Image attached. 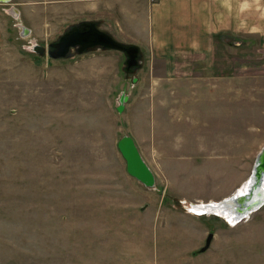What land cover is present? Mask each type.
<instances>
[{
	"label": "rangeland",
	"instance_id": "obj_1",
	"mask_svg": "<svg viewBox=\"0 0 264 264\" xmlns=\"http://www.w3.org/2000/svg\"><path fill=\"white\" fill-rule=\"evenodd\" d=\"M108 3L0 2V264H264V203L238 223L190 209L251 178L264 146L263 36L235 35L243 43L226 57L238 74L204 89L173 73L187 61L144 52L128 73L118 50L63 59L33 48L73 22L104 26ZM124 134L154 187L127 172Z\"/></svg>",
	"mask_w": 264,
	"mask_h": 264
},
{
	"label": "crops",
	"instance_id": "obj_2",
	"mask_svg": "<svg viewBox=\"0 0 264 264\" xmlns=\"http://www.w3.org/2000/svg\"><path fill=\"white\" fill-rule=\"evenodd\" d=\"M108 1L103 13L109 22L103 28L121 41L139 45L152 60L187 61L186 71L175 64L173 73L199 77L203 89L223 87L225 78L238 74L237 62L226 57L235 54L232 45L243 43L233 40L235 35L258 33L264 38V0ZM13 12L19 11L13 7ZM208 76L216 83H209Z\"/></svg>",
	"mask_w": 264,
	"mask_h": 264
},
{
	"label": "water",
	"instance_id": "obj_3",
	"mask_svg": "<svg viewBox=\"0 0 264 264\" xmlns=\"http://www.w3.org/2000/svg\"><path fill=\"white\" fill-rule=\"evenodd\" d=\"M0 2L7 1L0 0ZM109 49L119 50L125 54L123 68L126 72L135 73L142 67L144 54L140 46L119 40L101 26L100 20H82L70 24L63 33L48 44L47 49L43 45L36 46L39 53H44L47 50L48 55L52 58H70L76 54ZM128 97L127 93L121 94L119 111H122ZM117 146L126 161L127 172L146 187H154L156 184L155 173L143 158L135 138L130 134H124L119 138ZM251 179L253 180L252 186L256 184L258 187L264 179V146L258 153L251 172ZM252 197L250 193L231 197L230 200L233 201L230 207L233 211L237 210V215H241V218L236 221H240L244 216L263 205L264 199L255 202ZM213 236V233H209L206 244L200 251H205L210 246Z\"/></svg>",
	"mask_w": 264,
	"mask_h": 264
},
{
	"label": "bare ground",
	"instance_id": "obj_4",
	"mask_svg": "<svg viewBox=\"0 0 264 264\" xmlns=\"http://www.w3.org/2000/svg\"><path fill=\"white\" fill-rule=\"evenodd\" d=\"M8 2V0H6ZM11 1V0H9ZM76 23V22H73ZM71 23V24H73ZM70 25V24H69ZM68 25V26H69ZM67 26V27H68ZM102 26V24H101ZM105 29V28H104ZM23 32L25 33H29V29L27 27L23 28ZM117 38V37H116ZM120 40V39H119ZM40 45L38 43H34V47L36 49V46ZM47 49V47H45ZM119 51V50H118ZM47 52V50L45 51ZM44 52V53H45ZM86 53V52H85ZM123 53V52H122ZM48 54V53H47ZM82 54V53H81ZM144 54V53H143ZM125 55V54H124ZM136 140V139H135ZM137 143V142H136ZM140 150V149H139ZM141 152V151H140ZM142 154V153H141ZM143 156V155H142ZM144 158V157H143ZM145 159V158H144ZM147 162V161H146ZM250 178V177H249ZM253 180L247 179L246 182L244 183V185L242 187H240L234 194L230 195L227 198H223L221 200H212V201H199V202H192L190 205V209L195 212V213H213L220 215L221 217H223L224 219L226 218L227 222H235L236 220H239L241 218V215H237V210H234L230 207V204H232L230 199L232 196H242V195H248V193H250V196H253L252 199L253 201L255 200V202H258L260 200L264 199V179L261 182L260 186H256V184H253ZM251 185V186H250ZM260 189V190H259ZM202 200V199H201ZM260 209V208H259ZM252 212H250L248 215L244 216L242 219H244L245 217H248ZM241 219V220H242ZM239 221H236V223H238Z\"/></svg>",
	"mask_w": 264,
	"mask_h": 264
},
{
	"label": "flooded vegetation",
	"instance_id": "obj_5",
	"mask_svg": "<svg viewBox=\"0 0 264 264\" xmlns=\"http://www.w3.org/2000/svg\"><path fill=\"white\" fill-rule=\"evenodd\" d=\"M59 36V35H58Z\"/></svg>",
	"mask_w": 264,
	"mask_h": 264
}]
</instances>
